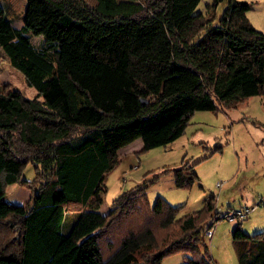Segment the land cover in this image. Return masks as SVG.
I'll list each match as a JSON object with an SVG mask.
<instances>
[{
  "label": "trees",
  "instance_id": "16d2710c",
  "mask_svg": "<svg viewBox=\"0 0 264 264\" xmlns=\"http://www.w3.org/2000/svg\"><path fill=\"white\" fill-rule=\"evenodd\" d=\"M199 1L25 0L19 27L0 4V60L35 89L28 98L0 82V264H160L181 251L183 264H213L205 230L221 218L214 195L182 216L146 197L167 170L174 186L190 187L196 162L143 178L99 211L121 147L165 145L196 110L264 97L252 2L212 0L202 13ZM30 34L42 35L39 45ZM28 162L31 180L22 177ZM12 183L30 190L25 203L8 201ZM232 239L237 264H264V229L248 234L237 222Z\"/></svg>",
  "mask_w": 264,
  "mask_h": 264
},
{
  "label": "rangeland",
  "instance_id": "374dc122",
  "mask_svg": "<svg viewBox=\"0 0 264 264\" xmlns=\"http://www.w3.org/2000/svg\"><path fill=\"white\" fill-rule=\"evenodd\" d=\"M92 3L94 0H86ZM252 2L247 12L256 24H262L264 0ZM212 0H200L196 11L206 13V4ZM14 27L22 23L25 0H0ZM225 1L214 9V22L221 15ZM32 42L39 45L42 35L30 34ZM0 82L19 90L31 98L35 89L26 85L20 72L7 61L0 60ZM216 147V150H214ZM118 150L119 162L105 176V191L99 211L105 213L112 200L123 190L129 189L151 174L178 167L182 162L195 163L193 169L198 179L190 187H176L172 172L161 174L146 190L149 204L161 196L170 204L181 206L178 216L200 209L207 195H214L215 211L219 218L213 223L206 237L213 264H237L232 228L240 222L244 232L252 234L264 229V97L251 96L235 107H222L217 111L196 110L181 136L165 145L148 150L125 153ZM34 166L28 162L22 177L33 179ZM220 184H217V183ZM6 196L11 203H25L30 190L17 183L9 184ZM251 208L242 219L222 217L225 212ZM69 212L63 221L66 232L74 220ZM185 252H176L162 258L160 264H183Z\"/></svg>",
  "mask_w": 264,
  "mask_h": 264
},
{
  "label": "crops",
  "instance_id": "0c3cea01",
  "mask_svg": "<svg viewBox=\"0 0 264 264\" xmlns=\"http://www.w3.org/2000/svg\"><path fill=\"white\" fill-rule=\"evenodd\" d=\"M250 10V9H249ZM248 10V11H249ZM247 11V12H248ZM248 14V13H247ZM261 15H262V24L261 25H256L250 18H249V16H248V18H249V20L251 21V23L253 24V26L255 27V28H257L258 30H260L261 32H263L264 33V9H263V13H261ZM141 146H142V141H141V138H136V139H134L133 141H131V142H129V143H127L126 145H124L122 148L124 149L125 148V153H123V154H126V153H131V152H135V151H138V150H140V148H141ZM119 154V153H118Z\"/></svg>",
  "mask_w": 264,
  "mask_h": 264
},
{
  "label": "built area",
  "instance_id": "2783aa9c",
  "mask_svg": "<svg viewBox=\"0 0 264 264\" xmlns=\"http://www.w3.org/2000/svg\"><path fill=\"white\" fill-rule=\"evenodd\" d=\"M217 184H220V183L218 182ZM253 209H254L253 207H251L250 209L245 207L243 210H233L231 213H229L227 211L224 213V215L222 217H226V218L236 217L238 219H242L244 214H246L247 212H249L250 210H253ZM212 229H213V226L205 230V236L206 237L210 236Z\"/></svg>",
  "mask_w": 264,
  "mask_h": 264
}]
</instances>
